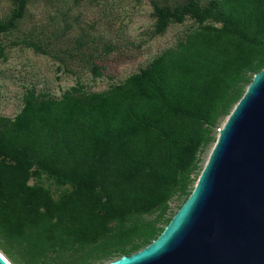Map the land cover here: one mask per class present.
<instances>
[{
  "label": "trees",
  "instance_id": "1",
  "mask_svg": "<svg viewBox=\"0 0 264 264\" xmlns=\"http://www.w3.org/2000/svg\"><path fill=\"white\" fill-rule=\"evenodd\" d=\"M11 1L0 37L32 0ZM152 4L155 35L195 24L147 67L104 91L29 88L15 116L0 114V248L14 264H105L149 245L264 68V0ZM21 43L60 57L48 39Z\"/></svg>",
  "mask_w": 264,
  "mask_h": 264
},
{
  "label": "rangeland",
  "instance_id": "2",
  "mask_svg": "<svg viewBox=\"0 0 264 264\" xmlns=\"http://www.w3.org/2000/svg\"><path fill=\"white\" fill-rule=\"evenodd\" d=\"M165 1L175 5L183 0ZM152 2L32 0L20 27L0 37L6 46V57L0 61V114L15 116L29 88L61 97L80 82L88 91H104L147 67L195 24L188 18L183 23H172L164 34L155 35ZM11 8V0H0V18L6 17ZM32 37L50 40L52 52L60 57L21 43ZM79 39H83V45ZM211 149L204 154L205 162ZM171 205L179 210L177 200ZM116 259L106 260L105 264Z\"/></svg>",
  "mask_w": 264,
  "mask_h": 264
},
{
  "label": "water",
  "instance_id": "3",
  "mask_svg": "<svg viewBox=\"0 0 264 264\" xmlns=\"http://www.w3.org/2000/svg\"><path fill=\"white\" fill-rule=\"evenodd\" d=\"M218 132L194 190L162 233L108 264H264V68ZM0 264H10L1 253Z\"/></svg>",
  "mask_w": 264,
  "mask_h": 264
},
{
  "label": "bare ground",
  "instance_id": "4",
  "mask_svg": "<svg viewBox=\"0 0 264 264\" xmlns=\"http://www.w3.org/2000/svg\"><path fill=\"white\" fill-rule=\"evenodd\" d=\"M0 253L3 255V257H5L6 259H7V261H9L10 262V264H13L2 252H1V250H0Z\"/></svg>",
  "mask_w": 264,
  "mask_h": 264
}]
</instances>
